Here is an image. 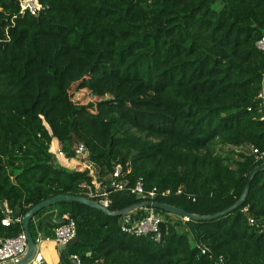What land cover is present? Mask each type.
<instances>
[{
    "label": "trees",
    "instance_id": "16d2710c",
    "mask_svg": "<svg viewBox=\"0 0 264 264\" xmlns=\"http://www.w3.org/2000/svg\"><path fill=\"white\" fill-rule=\"evenodd\" d=\"M38 2L32 16L19 14L18 0H0V238L22 231L19 222L1 224L4 204L23 216L59 194L87 197L81 185L93 186L92 176L55 163L57 145L69 158L75 146L86 148L111 211L140 202L109 189L116 166L130 185L142 178L146 189L181 188L158 201L187 213L233 205L264 162L250 152H264V60L256 48L264 0ZM74 91L114 98L79 105ZM217 144L249 151L230 165ZM167 214L173 222L159 243L71 201L37 212L29 231L48 236L59 225L52 218L75 221L77 242L59 264L80 255V264H214L220 256L264 264V171L224 216L185 222Z\"/></svg>",
    "mask_w": 264,
    "mask_h": 264
},
{
    "label": "built area",
    "instance_id": "2783aa9c",
    "mask_svg": "<svg viewBox=\"0 0 264 264\" xmlns=\"http://www.w3.org/2000/svg\"><path fill=\"white\" fill-rule=\"evenodd\" d=\"M20 9L19 14H30L35 16L43 8L38 0H18ZM256 48L261 53L264 60V35H262L256 42ZM261 85L264 87V68L262 72V82ZM75 156L69 158L65 155L60 147H56L55 153V163L57 164H66L70 165L71 162L77 161L80 165H83V169L76 171L88 170L90 176L93 174L88 169L85 164L88 160V152L86 148L79 144L74 148ZM251 154L256 156L257 160H263L264 152H259L256 148H250ZM70 170H74L71 167H67ZM121 168L116 166L113 173L110 174L107 178L109 183V189L118 190V191H128L131 194H134L141 201L149 202H159L161 198L168 197L170 195H182L184 191L181 188L176 189L174 192L170 190H159L156 187L151 189H146L144 186V181L142 178H137L132 185L128 183L127 180H120ZM93 178V177H92ZM103 181V180H102ZM102 181L95 185L93 180L91 185L83 184L81 187L85 189L87 198L94 200L101 204L102 206L108 208V199L107 193L104 191V188L101 187ZM188 199L194 201L195 199L190 195L186 196ZM97 199V200H95ZM4 218L1 220L3 226H9L14 222L21 223V216L16 217L12 215V212L4 204ZM145 214L141 218L135 216V212L128 213L120 217V228L123 232L134 235V236H150L151 239L157 243L161 241L162 238V228H160V223H170L173 222L172 216L169 214H163L157 209L149 207L141 209ZM183 221H188L185 218H182ZM255 222L253 219H249V224L253 225ZM22 225V224H21ZM76 238V223L74 220L63 215V223L59 224L57 227H54L50 230V235H44L42 229L36 231V237L33 239L36 249L35 253L29 262V264H41L43 257L40 254V247L44 242L53 241L56 246L59 248V255L63 254L64 248ZM27 250V240L24 234L23 228L22 231L15 237L0 238V264H7L10 262H17L21 259ZM201 253H206V248L201 249ZM77 257V256H73ZM214 264H227L225 258L217 257L214 261Z\"/></svg>",
    "mask_w": 264,
    "mask_h": 264
},
{
    "label": "water",
    "instance_id": "95a60500",
    "mask_svg": "<svg viewBox=\"0 0 264 264\" xmlns=\"http://www.w3.org/2000/svg\"><path fill=\"white\" fill-rule=\"evenodd\" d=\"M264 171V162L255 166L248 174L247 177V182L245 185V188L243 189L241 195L239 196L238 200L231 205L229 208L217 212L215 214H211V215H197V214H191V213H187L182 209H179L173 205L167 204V203H162V202H149V201H141L138 202L136 204H133L131 206H128L124 209L118 210V211H111L108 208L102 206L101 204H99L98 202L91 200L87 197H83V196H71V195H67V194H59L56 195L52 198H49L45 201H42L40 203H38L37 205H35L34 207H32L29 211H27L23 216H21V224H22V228L24 231V234L26 236V240H27V250L25 255L19 259L17 262H10L7 264H29V262L31 261L34 253H35V243L34 240L30 234L29 231V222L30 220L33 218V216L41 211L42 209L52 206L54 205L56 202L59 201H71V202H75L81 205H84L88 208H92L95 210H98L100 212H102L103 214H105L106 216H112V217H121L123 215H126L128 213H132L135 212L137 210H141L144 208H155L157 210L160 211H164L170 214H174V215H178L181 216L182 218H185L187 220H194V221H209V220H213L216 218H219L221 216H224L232 211H234L235 209H237L238 207L241 206V204L244 202V200L246 199L248 192H249V188H250V183L252 181V179L254 178V176L261 172ZM16 217H19V215H16ZM53 221H55L57 224H62L63 220H56L55 218H52ZM163 223H160V228H162ZM77 242V239L75 238L73 241H71L65 248L63 251V255H68L70 248ZM83 255L77 256V257H70L69 258V264H80V260L82 259ZM41 264H47L45 261H42ZM98 264H101L100 262H98Z\"/></svg>",
    "mask_w": 264,
    "mask_h": 264
},
{
    "label": "rangeland",
    "instance_id": "374dc122",
    "mask_svg": "<svg viewBox=\"0 0 264 264\" xmlns=\"http://www.w3.org/2000/svg\"><path fill=\"white\" fill-rule=\"evenodd\" d=\"M70 94H71L70 96L72 98V101L78 103L79 105H84V104H87L88 102L100 104L104 100L114 98L113 96H110V95H106L102 97H95L91 95V93L89 92H82V91H74V92H70ZM216 151L228 164L232 165L234 162L240 159L241 155L247 154L249 150L245 148L244 146L243 147H240V146L233 147V146H227L223 144H217ZM93 177H94L93 181L95 180L94 184L95 185L99 184V181L96 180V176L94 175ZM42 253L44 254L49 264H52L43 246H42Z\"/></svg>",
    "mask_w": 264,
    "mask_h": 264
},
{
    "label": "crops",
    "instance_id": "0c3cea01",
    "mask_svg": "<svg viewBox=\"0 0 264 264\" xmlns=\"http://www.w3.org/2000/svg\"><path fill=\"white\" fill-rule=\"evenodd\" d=\"M56 147H59V146L57 145ZM85 164L87 165L90 172L93 174L92 177L95 175L96 180H98L100 183L102 181V179L98 175L99 169L96 167V165L89 162V161H87ZM64 165H66V164H64ZM66 166L71 167L74 170H79V169L84 168V166L80 165L77 161H73V162H71L70 165H66ZM93 179H94V177H93ZM144 214H145V212L143 210H138L137 212H135V216L137 218H141ZM42 246L45 248L46 253L48 254V257H49L51 263L52 264H59L60 263L59 248L56 246V244L53 241H49V242H44L40 247L39 251L43 257V261H45L47 264H49V262L47 261V259L44 256V254L42 253Z\"/></svg>",
    "mask_w": 264,
    "mask_h": 264
}]
</instances>
